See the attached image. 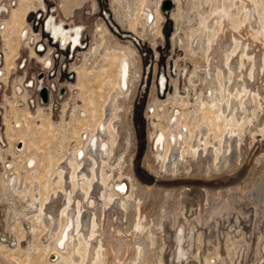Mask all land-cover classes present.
<instances>
[{"label":"rangeland","instance_id":"rangeland-1","mask_svg":"<svg viewBox=\"0 0 264 264\" xmlns=\"http://www.w3.org/2000/svg\"><path fill=\"white\" fill-rule=\"evenodd\" d=\"M63 1L0 0V35L5 36L6 51L5 57L0 56V264H264V188H255L264 176V89L252 93L264 84V75L254 68L258 77L247 80L246 87H253L248 94L241 88L250 69L246 59L232 74L221 69L217 75L213 68L225 60L232 36L240 30L244 35L262 31L256 39L263 45L257 48L263 54L264 0H172L166 11L161 8L164 0H81L67 13ZM249 4L252 11L246 10ZM219 13L225 14V21L205 29L201 18L213 21ZM49 16L67 28L81 26L79 47L59 49L58 39L45 25ZM23 26L27 34L20 39ZM36 43L43 49L35 50ZM114 44L135 53L134 78L122 91L116 84L119 61L113 63ZM6 56L10 67H5ZM44 57L50 59L48 70L53 73L43 69ZM40 76L43 84L53 85L51 98L43 102L34 82L38 84ZM201 99L207 100V107L212 104L213 111L200 106ZM106 101L109 120L122 127V139L112 136L119 146L104 166L87 169L85 185L93 184L109 199L119 194L132 208L141 205L142 222L136 229L130 215L122 217L118 209L108 206L98 213L90 237L80 234L58 249L65 219L57 208L68 197L60 192L66 185L59 176L65 163L73 162V150L82 146V137L85 141L84 132L91 128L86 133H93L101 125L105 130V123L97 124ZM219 105L242 122V161L236 159L231 169L223 165L221 170L213 163L210 173L195 165L189 171L187 162L194 160L196 144L203 137L211 142L220 135V119L209 120ZM152 107L158 108V115L152 114ZM196 108L199 118L192 113ZM173 109L183 112L181 120L188 118L181 128L187 125L192 130L188 144L181 140L187 152L181 142L172 145L168 137L172 149L183 152L182 160L186 155L180 173L153 167L155 156L167 151L164 145L153 156L152 119L166 126L162 129L172 130L181 122L172 123L171 116L167 125ZM197 120L211 123L201 126ZM239 129L233 126L234 131ZM23 136L27 145L18 150L15 146L23 148L18 142ZM219 142L220 146L213 143L215 152L205 160L207 164L213 157L228 162L231 139L223 136ZM33 159V166H27ZM12 177L15 184L9 188ZM46 207L51 216L44 213ZM91 217L88 212L84 217L86 230L93 227ZM73 221L67 224L70 231Z\"/></svg>","mask_w":264,"mask_h":264},{"label":"bare ground","instance_id":"bare-ground-1","mask_svg":"<svg viewBox=\"0 0 264 264\" xmlns=\"http://www.w3.org/2000/svg\"><path fill=\"white\" fill-rule=\"evenodd\" d=\"M244 1H246V0H244ZM248 2L250 3V1H248ZM253 2H254V0H253ZM144 3H145V0H144ZM4 5L5 4H3V6ZM247 9H249V11H252V6L250 4L246 5V10ZM254 9L256 10V6H255ZM156 12H157L158 15H160L158 8H157ZM208 12H209V10H208ZM205 14H206V12H205ZM223 14L224 13H219L218 16L215 17V19L213 21L212 20L204 21V19L206 17L204 19L201 18L203 20V26H205V29L212 30V29H214L215 24H222L223 21H225V14L224 15ZM49 17L47 18L45 25H46V28H48L49 31L52 33V36L57 38L58 40H60L61 43H65L66 41H68V42H70L72 47H79L78 43L81 42V40H80L81 26L77 25L74 28H67L60 21L55 20L53 18V16H51L50 18ZM50 21H53V23L55 24V27H53V29L49 26ZM249 23L251 25V22H249ZM3 25L4 26L2 28H3V31H4L5 25H6L4 21H3ZM247 25H248V23H247ZM249 29L250 28H248V30ZM257 29H259V28H257ZM261 29H263V27ZM244 31L245 30H243V32ZM260 31H256L255 32V31H251L250 30L248 34L246 33L247 35H244V34L241 33V30H240L239 33L233 34L234 36H232L233 38H232V41H231V46L233 45L232 48L230 46L231 49L229 48L230 50L228 49L229 51H227V53L225 52L226 53L225 60L221 64L218 63L222 67H219V65H217V64H215L214 65L215 67H213V68H215L216 72L217 71L218 72L221 71V69H223V70L229 69L228 71L230 72V74H232L231 72L234 71L233 69H235L236 66L241 67L242 65H244V60L246 59L248 61V63H246V64H249L250 69H248V73L246 74L248 79H246V77L244 78L245 80H244V83H243V87H241V88H242V90H244V89L248 90V94L251 93L250 90L253 89V87H246L247 86V84H246L247 80H250V79L253 80L256 77H258L257 71H255L254 68H256V70H259L258 71L259 75H261V74L264 75V51H263V54L259 53V51L257 49L258 46H259L258 45V40L256 39V37H258V34H260L262 32V31L261 32ZM232 33H234V32H232ZM224 34L226 35L227 33H225V31H224ZM254 34H257V36H254ZM25 36L26 35H22L20 39H23ZM247 36H248V38H247ZM244 37L246 38V40H244L245 39ZM6 39H8V38H6ZM237 39L239 40L238 43L236 41ZM251 39H252V41H250ZM1 40H2V42H1ZM4 41H5V36L4 35H0V51H1L0 52V56L2 58L5 57L3 55L5 53V50L2 47V44L4 43ZM7 41H9V40H7ZM200 41L203 44V41L202 40H200ZM207 41H208V43H207L208 45L207 46L208 47L210 46V48H211V44H210L211 38L210 37L207 38ZM9 44H10V42H9ZM254 45L256 46L255 49L252 48V46H254ZM236 46H237V48L240 49L239 51H237L238 49L236 48ZM262 46L260 45L259 47H262ZM116 49H119V50H116ZM116 49H113V50H115L117 52H120V53L116 54L117 53L116 52L115 55L112 56V57L114 59L113 63L116 60L119 61V71H118L119 72L118 73L119 80L116 81V84H118V86H119V88L121 90V86H123V85H121V77L123 79H126L128 77V72H129V69L127 67L128 65L126 67H122V65L126 61H128L129 63H132L133 60H134L135 53H134V51H132V49L127 48V47L119 48V46H118V48H116ZM204 50H203V52H205ZM225 50H227V49L225 48ZM261 50H263V49H261ZM133 53H134V55H133ZM236 53H238V56H239L238 57L236 55L238 57L237 59L234 58ZM9 59L10 58H7V60H9ZM7 60H6V65L8 66V61ZM4 61H5V59H4ZM49 64H50V59H47L46 64L44 63V65L48 66ZM8 67H10V66H8ZM244 68L245 67H243V69ZM236 69H238V68H236ZM218 72H217V75H218ZM0 73H2L1 70H0ZM129 77H130V75H129ZM241 80H242V78H241ZM163 84H164V78L161 77V80L158 83V86L160 88H162ZM239 85H241V83ZM263 85L262 84H261V86L258 85V87L256 88L257 91H253L252 93H257L258 92V94H259L260 93V88L264 89ZM124 88L126 89V87H124ZM261 91H264V90H261ZM211 93L212 92H210V90H209V95ZM210 99H212V98L208 96L207 100L209 101ZM207 100L203 101V99H201L200 100V106H204V107L206 106L207 107ZM107 102L108 101H106V103L104 105V112L102 113L101 118H100V120H99V122L97 124V126H98V125H101L100 123H105V130H104V125H101V128L98 127V128L93 130V133H90V139H88L87 141L82 140L83 141L82 146L79 145L78 147H76L73 150L74 151L73 152V157H72V161L73 162H69V164L65 163V167L62 169V172H61V177L59 176V179L63 183V185H66V186L63 187V189L65 191L61 190L60 192H63V193L66 192L65 194L68 197L66 196L67 199L63 202V206L57 208L58 209V214H60L62 216V218L64 217V219H65V221L63 222V225L61 226V230H60V233H59L60 236L57 239V245H59L58 249H62L65 246V243L68 242V240L71 241V240H76L77 238H79L80 234H82L83 236H86V235L89 236L92 231H95L94 227L96 226V223H97L96 221H97L98 213H99V215H101L100 212L104 213L108 206L110 208L114 207L115 209H118V211L121 213L122 217L124 216L125 218H129V215H130L131 224L136 229L139 228V225L142 222L141 221L142 220L141 213H140L141 210H139L141 205L137 206L136 208H132L133 206H131L127 202H124V201L121 200V196L119 194L114 196L113 199H109L108 197H105V195H103L104 193L100 194V193H102V192H100V190H98V192H97L96 187L93 184L90 187H88V188H86V185H85V183H86V181L88 180V177H89L88 176L89 175L88 174L89 170H87V169L89 167H91L93 169L95 166L96 167H100L102 165L104 166V164H106L108 162L107 161L108 157L111 156V153L113 152L114 148L119 146V144H120L119 142H117L115 140L116 137L117 138L120 137V139H122L121 138L122 127H118L117 124H114L111 120H109L108 114L110 112L109 111L110 110V103H108L109 105L107 107ZM233 102L231 103V106H233ZM245 104L248 105L247 102L244 103V106H245ZM209 106L210 107H207V108L208 109H212V111H213V108H214L213 105L211 104ZM242 106H243V104H242ZM244 106H243V108H244ZM197 108L192 113L193 114L196 113L198 115V118H199V115L201 113H199L197 111ZM151 110H152V114H154V115H158L159 114L158 108L155 110V108L152 107ZM231 111H232V108H231ZM218 112L220 114V118H217L218 117ZM176 113L178 115L172 117V121L173 122L172 121L171 122L175 123L177 121V118L181 122H179V123L177 122L174 125V127H173L174 129H172V130H170L168 128L162 129L163 127H166V126L161 125L159 122H157L154 119H152V122H153V125H154L153 132H152V150H153L152 153H153V156L156 154L157 151H163L162 150L164 148L163 144H165L166 151H167L165 154H163L164 153L163 152V153H159L157 156H155L154 162H156V163H155V165L153 167L155 168V167L161 166V169H158L160 171L163 169L164 171H172V172H175V173H177V172L180 173L182 171L181 169L183 167L184 161L185 162L187 161L186 155H185V158L182 160V157H183L182 153L183 152H187L186 151V147H187V144H188L187 139L190 137V134H191L192 130L187 125H183L184 129L181 128V123H183L182 120L184 121V120H187L188 118L187 119L184 118V119L181 120V116H182L181 113H183V112L181 110L179 111L178 109H173L171 111V113L169 114V116L167 118V125H168L169 118L173 114L175 115ZM187 115L185 117H187ZM212 115H213V118H209V120L211 122H213L214 119L215 120L220 119V121H221V122L219 121V123H218V125H221V126L219 128H217V129L221 130L220 135L219 136L216 135L215 138L213 140H211V142H207L205 137H203L201 139V142L196 144V148H195L196 154L194 155V160H192V161L190 160L189 161L190 163L187 162L188 168H190L189 171H191L192 166L193 167L201 166L200 169L198 168L199 170H202V171L204 170L206 173L207 172L210 173L212 171V169H213V167L211 166V165H213V163H214V167L217 164L218 168L221 170V169H224V166H225V168L229 167L228 169H231L230 165L235 163L236 159L238 160L236 163H240L242 161V154H243V150H244V148H243L244 147L243 146L244 141H242L243 139L240 136V133H242V129H243L241 127L242 122H240L238 119L234 120L233 115L229 114V111H225V113H224V110L222 109L221 105L218 106V109H215V112ZM209 120L206 121V122L205 121L204 122L203 121H198V120L197 121L200 122V125L202 126L203 124H206V123L210 124L211 122H209ZM191 121L192 120H190V122ZM215 125H217V124H215ZM233 126H238V127H240V129L238 131H234L233 130ZM196 128L197 127H194V129H196ZM182 129L185 132V134H184V132H181ZM197 130L201 131V132H204V135H207V131L205 132V129H203L202 127H198ZM156 131H159L158 132L159 133L158 137L155 136L156 135L155 134ZM171 131H173V132H171ZM170 133H171V135H170ZM208 133H209V131H208ZM97 135H99V137ZM169 135H170V140H171L172 145H175L176 143L179 144L181 142V144H183L185 146L184 147L185 150H183L181 155L179 154V150L175 149L176 147H174L172 149V147L169 145V140H168ZM185 135H186V137H185ZM112 136H114L115 139ZM201 136H202V134H201ZM223 136H227L228 139H231L232 150L230 148L228 150V152H227V154L229 156L228 162H226V163H224L223 161L220 162L219 161L220 157L218 156L219 158L217 157L218 159L216 161L214 160V157H213L211 162H210V164H207L205 162V160L210 159V156L212 155V152L213 153L215 152V145L216 144H217L216 146H220V142L219 141H220L221 137H223ZM196 137H197V134L193 135L192 138L195 139ZM194 139H192L191 142ZM181 140L182 141H186L187 144L183 143ZM178 141H179V143H178ZM18 142L19 143L22 142L21 147L23 146V148H24V141H18ZM213 143H216V144L214 145ZM157 145H159L161 149L158 150ZM245 145H246V143H245ZM207 147H211L210 152H209ZM15 148L18 149V150H22L23 149V148H19L17 146H15ZM80 150H82L85 153V155H86L84 160H81V161L78 159V156H77V154L79 153ZM175 150H177V152ZM80 156L82 157V154H80ZM196 161H197V164H196ZM199 162H200V164H199ZM26 165L27 166H33V165H31L30 162L26 163ZM57 165H59V164H57ZM72 169H74V171H71ZM199 170H197V172H201ZM249 182H251V180ZM100 183H101V181H100ZM97 184H98V181H97ZM255 185H256L255 188H264V176H262L261 180L257 181L255 183ZM118 192H120V191H118ZM55 193H57V192H55ZM262 193H263V197H264V189H263ZM100 199L102 200L101 202L99 201ZM46 203H44L43 205L45 206ZM262 204L264 206V198H263V202L261 203V205ZM97 205H99V206H97ZM89 207H92V208H89ZM142 207H143V205H142ZM49 210L47 209V207H46V209H43L44 213H46V214H49V212H50ZM40 212H41V210H40ZM87 212L90 213V215H92L91 222H92V226H93L91 229H88V230H86V228L84 227V225H85L84 217H85ZM115 213H116V211H115ZM49 216H51V215L49 214ZM72 220H74L73 221L74 222V227L72 228L71 225H70V228H71V231H70L69 226L67 227V224L69 222H71ZM123 220L126 221V219H123ZM102 223H103V221H102ZM180 232L182 233L181 230H180ZM179 236H181V235H179ZM183 238H184V236H183ZM180 241L181 240H179V244H180ZM59 242H60V244H58ZM100 246H102V237H100ZM179 250H180V248H179ZM53 253L58 254L57 251H54ZM132 260H134V259H132ZM91 262H93V260H91Z\"/></svg>","mask_w":264,"mask_h":264},{"label":"flooded vegetation","instance_id":"flooded-vegetation-1","mask_svg":"<svg viewBox=\"0 0 264 264\" xmlns=\"http://www.w3.org/2000/svg\"><path fill=\"white\" fill-rule=\"evenodd\" d=\"M81 3V0H64L63 1V6H64V9H65V11H66V13L67 12H69L70 11V9H71V6L72 5H79ZM151 18V17H150ZM49 26L53 29V27H55V24L53 23V21H50V23H49ZM25 26H23L22 28H21V32H20V38H21V36L22 35H26L27 34V29L26 28H24ZM5 32V31H4ZM113 44V43H112ZM114 45H117V44H114ZM116 48H118V45L117 46H115ZM122 47V46H121ZM120 46H119V48H121ZM124 47V46H123ZM116 48H114V49H116ZM6 52V51H5ZM33 56L34 55H36L37 57H40V56H38L37 54H35V52L33 51ZM47 59H49V58H44L43 59V61L45 62V61H47ZM6 60H7V56H6ZM133 64H134V61L132 62V63H129L128 61H126L125 63H123V65H122V67H126L127 65V67H128V69H129V72H128V77H129V75H130V77L128 78H126V79H123L122 77H121V85H123V86H121V88L122 89H124V90H126V89H128V81L129 80H131L132 78H134L133 76H132V74H131V71H132V68H133ZM132 65V66H131ZM13 66V65H12ZM11 66V67H12ZM5 67H6V64H5ZM4 67V68H5ZM131 67V68H130ZM1 70V69H0ZM2 71V70H1ZM124 87H126V89L124 88ZM176 115H178L177 113L174 115H172V117H174V116H176ZM177 120H178V118H177ZM91 130V128L90 129H87L85 132H84V139H85V141H87L88 139H90V132L87 134L86 132L87 131H90ZM170 135H171V133H170ZM82 140H83V137H82ZM18 141H24V148L23 149H25V147H26V145H27V143H26V138L23 136V140H21L20 138L18 139ZM157 143V142H156ZM165 144H163V146H164ZM75 149V148H74ZM80 154H82V157L80 156ZM85 153L82 151V150H80L79 151V153H78V159L81 161V160H84V158H85ZM28 162H30L31 163V165H33V163L35 162V160L33 159V160H28L26 163H28ZM16 179V177H12L10 180H9V182H8V187L9 188H12L13 186H14V184H15V180Z\"/></svg>","mask_w":264,"mask_h":264},{"label":"built area","instance_id":"built-area-1","mask_svg":"<svg viewBox=\"0 0 264 264\" xmlns=\"http://www.w3.org/2000/svg\"><path fill=\"white\" fill-rule=\"evenodd\" d=\"M57 46L59 47V49H66L67 48V49L70 50V49L73 48L71 46L70 42L66 41L65 43H61L60 40H57ZM35 48H36L35 50H42L43 49V45L41 43H36L35 44ZM48 66H45L44 63H43V69L46 70V72H49L50 73V71H51V73H53V69L51 68V69L48 70V68H50V66L49 67ZM42 80H43V76L42 77L40 76L39 79H38V84H37V81L36 80L34 81L35 84L37 85V88H38L37 90L39 92V90L41 89V87H45L46 88V92H47V98L50 99L51 98L50 96L52 94V91L51 90H52L53 85H49V84H46V83L43 84ZM58 93H59V91H58ZM40 100L43 102L42 99H40Z\"/></svg>","mask_w":264,"mask_h":264},{"label":"water","instance_id":"water-1","mask_svg":"<svg viewBox=\"0 0 264 264\" xmlns=\"http://www.w3.org/2000/svg\"><path fill=\"white\" fill-rule=\"evenodd\" d=\"M172 4H173L172 0H164L163 3H162L161 8H162L163 11H166V10L171 8ZM40 95H41L42 100L45 101L47 99V92H46V88L45 87H41Z\"/></svg>","mask_w":264,"mask_h":264}]
</instances>
